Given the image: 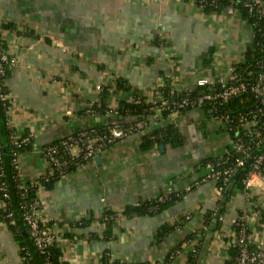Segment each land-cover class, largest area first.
I'll return each mask as SVG.
<instances>
[{"label":"crops","instance_id":"0c3cea01","mask_svg":"<svg viewBox=\"0 0 264 264\" xmlns=\"http://www.w3.org/2000/svg\"><path fill=\"white\" fill-rule=\"evenodd\" d=\"M1 24L10 26L1 39L13 64L5 80L10 103L0 109V152L8 173L10 134H32L16 177L34 187L37 212L54 229L60 260L99 264L107 253L125 264H188L194 255L192 264H233L226 247L230 220L251 202H264V174L248 189L232 185L224 204L206 179V165H198L221 156L228 144L209 112L191 108L159 121L177 127L178 147L141 148L155 119L63 174L54 173L41 148L86 126L80 112L101 102L104 87L105 104L116 107L135 93L151 99L166 82L177 91L191 88L197 77L242 62L253 30L239 13H205L193 0H0ZM119 82L127 88L118 89ZM105 120L118 122L113 115ZM172 191L183 196L166 209L124 213ZM248 213L247 238L256 247L264 241V216ZM0 264H25L20 241L1 216Z\"/></svg>","mask_w":264,"mask_h":264},{"label":"built area","instance_id":"2783aa9c","mask_svg":"<svg viewBox=\"0 0 264 264\" xmlns=\"http://www.w3.org/2000/svg\"><path fill=\"white\" fill-rule=\"evenodd\" d=\"M246 6L248 10L256 11L264 22L263 0H247ZM226 9L232 10V7L228 6ZM259 31L258 34L263 40L261 42L255 39L253 31L251 44L254 42L255 45L251 51L250 60L246 61L245 58L242 62L230 64L214 77H197L194 86L201 89L197 94L175 99L172 98L173 96L165 98L156 91L150 99L153 103L148 108L156 113L154 116L144 113L141 119L127 123L128 127L124 128L121 124H115L101 135L91 134L95 132L94 129L69 134L56 142L43 145L41 154L49 162L54 173L63 174L72 166L92 160L116 139L142 130L149 124H155V119H158L156 115L161 111L178 113L181 109L202 108L208 110L210 118L216 121L218 127L228 135V144L223 152L227 157L224 160L221 157L206 164L208 170L206 179L212 180L218 193L222 194L224 187L225 189L230 187L232 174L240 169L245 174L242 179L243 187L245 189L252 187L254 180L264 174V23ZM4 64L12 66L13 63L3 54L0 47V74L4 72ZM97 88L101 87L97 85ZM184 89L188 90L190 87ZM0 100L7 109L10 103L9 93H1ZM92 105L93 103L84 108L86 113L90 112ZM117 113L115 106H109L106 111V115ZM31 137V133L17 135L14 132L9 136L12 164L16 170V176L18 175V158L21 155L19 148L29 143ZM0 189H4V183H1ZM3 196L8 197L6 192ZM0 201L5 208L4 200L0 199ZM36 202V200L32 202L22 200L21 216L27 226L32 245L45 255V264H51L47 253L55 242L54 229L41 219ZM248 210L254 218L259 219L264 216V202L262 204L251 202L248 209H243L237 217L230 220V230L226 234L228 239L226 247L235 249L233 264H264V241L252 247L247 238ZM7 216H11V212ZM219 219L222 220L221 217ZM192 251L194 252L195 249Z\"/></svg>","mask_w":264,"mask_h":264},{"label":"trees","instance_id":"16d2710c","mask_svg":"<svg viewBox=\"0 0 264 264\" xmlns=\"http://www.w3.org/2000/svg\"><path fill=\"white\" fill-rule=\"evenodd\" d=\"M198 6L202 8L205 13H216L223 9H226L228 6L232 7V10H236L242 19H244L247 24H249L252 30L255 33V39L260 40L262 42L263 38L259 36L260 28L263 27V20L262 17L256 13V11L248 10L246 6L247 0H193ZM10 27L8 24H1L0 26V47L2 50L5 48V43L1 39V31L4 28ZM262 44V43H261ZM255 43L251 44L250 50L245 53L246 61L250 60L251 51ZM10 67L7 64H4V72L0 74V94L4 92H8L5 80L10 72ZM118 89H126L127 87L124 86L121 82L117 83ZM200 88L197 86H193L188 90H175L173 86L166 82L163 86L158 87L157 91L160 92L165 98H172L180 99L183 96L187 95H194L200 92ZM190 95V96H191ZM108 96V90L106 87L103 88L101 92V102L94 103L90 107V112L86 113L85 109L80 112L82 117L87 116L86 120H88L84 125V127L79 128L78 130L73 131L71 134H75L81 130H91L94 129L95 132L91 133L93 135H101L104 132H107L109 127L114 126L115 124H121L124 128L128 127L127 123L124 120L129 118H134L135 122L138 119H141V116L146 113L149 116H154L156 113L153 110H149V106L152 105L153 101L150 99H145L144 96H139L138 93H135L132 99L129 101L126 100H119L118 105L116 106V110L118 111L117 114L113 116L118 120L115 124H109L105 120L106 111L109 109V106L105 104V98ZM139 99V100H136ZM0 109L2 112L5 111V106L3 105L2 101L0 100ZM189 108L181 109L179 112H185ZM208 112V110H205ZM172 111H161L156 116L158 117V121L156 126L147 131V133L143 134L141 137L140 146L142 149H150L154 145H158L161 143H168L173 147H178L182 144V136L172 123H162L159 124V121L163 119H168V116L171 115ZM108 116V115H107ZM121 117V118H120ZM30 147V142L24 144L19 148V152L22 153ZM12 147L9 144L6 153L7 158L6 161L8 162V173H6V167L4 163V153L0 152V185L4 183V189H0V199L4 200L5 208H0V216L3 218L6 223L11 227L14 231L15 237L20 241L21 245V255L25 264H45V255L41 254L35 246L30 247L32 242L27 241L30 238L27 226L22 220L21 210H20V203L22 200H28L32 202L35 200L34 196V187L29 185H22L18 182L16 177V170L12 164ZM222 157V158H221ZM227 155L223 154L222 156H217L215 158H204L202 159L198 165L203 166L206 165L208 162H214L218 158L222 160L225 159ZM245 174L242 170H236L231 177L230 187L222 190V195L224 196V204L226 201L229 200L230 195L232 194L231 186H236L238 188H242V179L244 178ZM6 192L8 197H4L3 193ZM183 196V192H170L167 195L158 197L156 199L149 200L143 204L127 206L124 209L125 214H147V213H155L159 210L166 209L179 201ZM224 208L222 207L219 211V215L223 212ZM11 212V216H7V214ZM107 215H111V212H106ZM13 221V223H11ZM110 221V219H109ZM21 222V225H19ZM111 222V221H110ZM110 222L108 225H110ZM108 229V228H107ZM106 232V231H105ZM108 233V231L106 232ZM24 234H27L25 237ZM24 248V249H22ZM231 252L230 254L234 257L235 249H229ZM174 253V251H173ZM172 254V253H171ZM48 259L51 264H67L65 261L60 260V250L56 246L54 242L48 250L47 253ZM195 261L194 255H190L188 264H192ZM99 264H125L123 262H119L118 260H109V255L103 254Z\"/></svg>","mask_w":264,"mask_h":264},{"label":"water","instance_id":"95a60500","mask_svg":"<svg viewBox=\"0 0 264 264\" xmlns=\"http://www.w3.org/2000/svg\"><path fill=\"white\" fill-rule=\"evenodd\" d=\"M121 118V117H120ZM161 147H163V144H161ZM99 157H95V159H98ZM24 236H27V234H24ZM31 240V239H30Z\"/></svg>","mask_w":264,"mask_h":264}]
</instances>
